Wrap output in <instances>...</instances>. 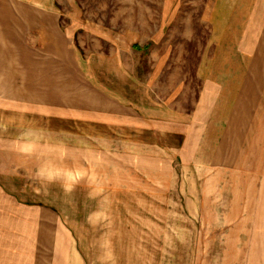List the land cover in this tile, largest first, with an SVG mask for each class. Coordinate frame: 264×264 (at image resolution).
<instances>
[{"label":"crops","instance_id":"crops-1","mask_svg":"<svg viewBox=\"0 0 264 264\" xmlns=\"http://www.w3.org/2000/svg\"><path fill=\"white\" fill-rule=\"evenodd\" d=\"M64 1L75 6L74 0ZM59 2L0 0V143L9 141L8 134L20 136L29 132L36 137L34 143L47 145V159L51 163L47 170L51 175L63 173L85 178L89 161L100 159L140 160L155 175L158 172L154 170L159 169L162 178L168 152L172 151L183 165L185 162L189 167L196 166L199 175L212 165L228 170L221 173L229 177L224 188L230 182H239L245 185L244 190L255 169L254 189L247 190L253 200L264 196V54L258 50L253 54L248 49H243L242 55L226 52L232 46L233 32H264V15L248 10L247 0H217L212 26L221 33V39L216 41L217 52L223 48L220 51L224 54L217 53L201 62L199 99L190 112H185L154 100L147 83L125 68L117 57L95 54L87 65V57L79 56L73 47L72 22L64 21L66 13L59 8ZM213 2L209 0L208 7ZM240 45L259 46L255 39L248 43L242 40ZM7 115H17V120L9 121ZM89 145L98 146L89 152ZM47 182L63 191H91L90 196L93 191L101 193L109 187L116 191L130 189L111 179L96 181L93 188H89L88 179L72 188H61L66 185L61 180ZM112 183L115 184L111 186ZM218 190L219 185H207V191ZM232 195L238 194L233 191ZM86 196L84 193L83 198ZM242 197L244 201H228L229 206L217 199H207L211 214L207 219V248H198V253L206 254L209 264H249V256L255 257V264H264V204L258 198L252 202L244 193ZM111 202L110 206L121 208L128 202L133 206L141 204L136 200ZM154 203L167 207L164 198ZM140 206L151 207L147 202ZM226 207L229 212L218 220L214 209L224 208L225 212ZM144 218L148 222L140 233L132 228L119 232L114 222L109 223L113 231L110 227L103 231L108 221H99L103 230L96 229L94 239L110 241V245L106 246L108 255L100 259L99 254L96 264H159L152 257L162 253L166 233L160 228L167 219L155 217L153 222L151 217ZM153 223L157 226L155 231ZM216 223L225 224H221L224 232L219 231ZM60 234L64 240L71 238L68 231ZM52 236L55 240V232ZM128 239L136 241L128 248L118 242ZM82 252L72 244L57 249L55 242L53 247L41 250L44 264H88V253ZM27 264L32 263L29 260Z\"/></svg>","mask_w":264,"mask_h":264},{"label":"rangeland","instance_id":"rangeland-1","mask_svg":"<svg viewBox=\"0 0 264 264\" xmlns=\"http://www.w3.org/2000/svg\"><path fill=\"white\" fill-rule=\"evenodd\" d=\"M208 2L209 0H74L73 6L61 0L59 8L66 14L71 13L69 16L65 14L63 19L66 23L72 22L75 42L73 47L79 56L87 57V65L90 66L95 54L117 57L125 68L147 83L154 100L166 103L174 110L190 112L198 101L202 88V77L199 74L201 62L217 53L224 54L220 51L223 48L217 52L216 41L218 43L221 39V33L218 29L214 31L212 26L217 0L209 7ZM246 3H250L248 10H258L257 14L264 15V0H247ZM231 39L232 46L226 48L228 54L242 55L243 49H248L253 54L256 50L264 54V32L236 31ZM254 39L259 45L257 48L241 47L242 40L248 43ZM147 44L146 50L141 49ZM7 117L9 121L17 120V115ZM8 135L9 141L0 143V264H27L29 260L32 264H44L41 250L53 247L54 242L57 249L69 248L71 244L75 249H82L83 255L88 253L85 258L87 263L96 264L99 254L100 259L101 256L108 255L107 247L110 245V241L94 239L95 230H103L99 221L103 218L108 221L104 223L103 231L108 227L113 231L109 223L114 222L119 232L132 228L133 232L140 233L139 231H144V223L148 222L144 217L153 218V222L155 217L167 219L160 228L166 233L163 243L161 240L162 253L152 257L153 260L156 258L157 263L209 264V257L198 253V248H207V219L211 215L207 207L208 197L229 206L228 201L241 198L244 201V193L252 202L258 198L264 204L262 194L253 200L247 190L254 189L252 185L255 183V169L252 171L253 175H249L244 190L245 185L239 182H230L229 186L223 187L229 177L221 173L228 170L212 165L199 175L196 166L193 169L188 163L184 162L183 165L182 160L177 158V153L172 151L168 152L166 174L162 178L159 177V169L154 170L158 172L155 175L140 160L89 161L87 178L80 175L69 177L63 173L51 175L47 170L51 163L47 159L46 144L34 143L36 137H32L29 132L20 136ZM96 146L98 145H89V152L96 150ZM131 163L135 165H130ZM123 164L129 166L124 167ZM78 168L75 170L77 173ZM87 179L91 184L89 188L96 187V181L105 179L110 182L111 179L130 189L116 191L109 187L111 189H103L101 193L93 191V196L89 195L91 191H87L84 192L87 196L83 198V192L63 191L47 182L61 180L66 184L61 185V188H72L79 187ZM203 184L206 188H201ZM210 184L219 185V190L207 191V185ZM231 185L236 187L231 188ZM188 188L190 190L186 191ZM231 191L238 195H232ZM163 198L167 207L161 208L154 203ZM112 200H136L141 204L133 206L128 202L121 208L110 206ZM145 202L151 207L144 209L140 206ZM227 210L229 212L228 207L225 212L224 208L217 211L214 209L213 215L222 220ZM133 216H137L135 220ZM141 219L140 224L138 222ZM221 224L216 223V226L219 231L224 232ZM222 225L225 227V224ZM156 228L153 223L152 230L155 231ZM64 231L71 233L69 240H64L60 234ZM54 232L55 240L52 236ZM118 242L128 248L136 241L128 239ZM114 249L118 253L116 246ZM218 258L216 256V260ZM248 259L249 264H255V257L249 256Z\"/></svg>","mask_w":264,"mask_h":264},{"label":"trees","instance_id":"trees-1","mask_svg":"<svg viewBox=\"0 0 264 264\" xmlns=\"http://www.w3.org/2000/svg\"><path fill=\"white\" fill-rule=\"evenodd\" d=\"M148 45H149V44L142 46L141 49L146 50V49L148 48ZM135 47H139V46H138V45H135Z\"/></svg>","mask_w":264,"mask_h":264}]
</instances>
